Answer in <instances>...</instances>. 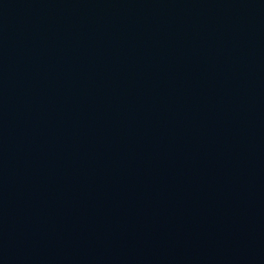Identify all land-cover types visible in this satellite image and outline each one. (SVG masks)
I'll return each instance as SVG.
<instances>
[{
	"label": "water",
	"instance_id": "1",
	"mask_svg": "<svg viewBox=\"0 0 264 264\" xmlns=\"http://www.w3.org/2000/svg\"><path fill=\"white\" fill-rule=\"evenodd\" d=\"M0 264H264V0H0Z\"/></svg>",
	"mask_w": 264,
	"mask_h": 264
}]
</instances>
